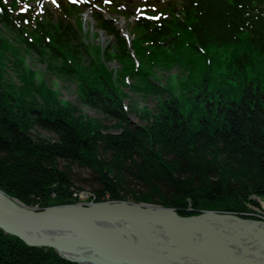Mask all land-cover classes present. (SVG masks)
Here are the masks:
<instances>
[{"label":"trees","instance_id":"obj_1","mask_svg":"<svg viewBox=\"0 0 264 264\" xmlns=\"http://www.w3.org/2000/svg\"><path fill=\"white\" fill-rule=\"evenodd\" d=\"M263 1L236 0L232 7L220 9L225 1L211 3L208 13L193 24L195 43L204 52L209 45L238 46L243 36L249 49L232 61V73L242 77L229 79L238 84L236 91L215 97L209 93L212 104L204 100L206 93L200 95L207 114L198 118L194 130L189 129L177 99L170 101L171 96L159 87L155 95L169 120L135 126L98 68L77 57L72 68L63 59L61 73L72 77L79 68L77 74L90 81V85L79 81L82 105L114 122L116 129L109 132L99 125L93 132L80 131L56 109L68 108L65 105L36 96L23 103L21 93L14 94V102L8 85L2 84L1 69L0 189L29 207L68 203L83 186L90 188L96 202H121L127 200L126 194L136 203L183 211L189 204L199 210L213 206L230 211H243L249 202L256 206L251 197L264 200V87L251 70L249 78L245 72L253 67V57L260 58L264 71V11L258 9ZM119 46L124 53V45ZM5 54L0 47V68L5 66ZM27 124L53 138H34ZM73 167L87 172L80 188ZM0 264L74 263L0 235Z\"/></svg>","mask_w":264,"mask_h":264},{"label":"rangeland","instance_id":"obj_2","mask_svg":"<svg viewBox=\"0 0 264 264\" xmlns=\"http://www.w3.org/2000/svg\"><path fill=\"white\" fill-rule=\"evenodd\" d=\"M83 29L86 36L96 33L97 36L91 39L94 44H99L104 46L107 37L101 34L100 31L96 30V26L92 24L90 17L84 15L83 19ZM124 29L129 32L128 25L126 24ZM9 40V37H6ZM98 47H91L89 50H94ZM9 49V56L11 55L10 62H4L5 66L0 68L3 70L1 75L3 83L8 85L11 90L10 93L13 95V101H16L15 93H21V96L26 100L29 97L36 96L38 99H46L48 103L55 101L59 105H65L68 108L60 107V112L69 116L68 118L74 124L75 128L80 131H92L100 127L99 125L105 127L106 131L115 132L113 129L114 122L105 118L98 112L93 111L90 108L82 105L81 92L79 89V81L90 85V81L86 76L77 74L81 72L79 70L74 71L72 77L65 76L61 71L57 69H52L54 66L48 65L51 61L48 58H41L38 54H31L29 52H20L22 47L19 43L13 41L12 47L7 45ZM216 53H212V59L209 66V70L206 68L203 70L204 64L207 59V55L203 56L201 54L194 55L190 54L189 48L184 50L186 52L180 53L174 57H162L155 62H149L144 60L141 63L133 62L132 64L127 60L114 59L110 60L106 55L101 53L94 54L92 61L97 65L98 72L104 80L109 83L111 89L117 94L119 100L122 101L124 111L126 112L127 118L135 126H146L153 124L155 119H168L169 115L165 112L166 107L163 105L161 99L155 95V89L157 86L165 89L166 92L171 96L173 100L177 99V104L180 105L181 113L188 124L189 129L197 128V120L199 117H205L206 112V102L201 100L202 93H206L204 100L214 102L209 93L217 96L233 92L237 90L238 84L229 79H236L242 77H236L235 73H232V61L235 57L240 56L245 53V47L243 45L234 47H221ZM102 50V49H101ZM193 52V50H192ZM22 54V57L16 60L15 54ZM95 53V52H94ZM16 60V61H14ZM53 62V61H51ZM174 62V63H173ZM153 63V64H152ZM173 63V64H172ZM54 64V63H52ZM252 69L256 76L260 79V85L264 87V71L263 66L258 59L252 58ZM246 77H250V70L247 69L245 72ZM46 83V88L44 89V84ZM208 84L210 91L207 92ZM201 85H204L203 87ZM229 89V91L227 89ZM264 90V89H263ZM173 95V96H172ZM35 99H32V102ZM42 101V100H41ZM177 107V106H176ZM178 108V107H177ZM67 118V119H68ZM68 119V120H69ZM75 123H74V122ZM168 122V121H167ZM101 128V129H102ZM102 129V130H103ZM28 134H31L34 138L42 140H51L52 135L43 132L32 125L27 124ZM93 132V131H92ZM108 155H104L103 158H107ZM109 159V158H107ZM62 167V165H61ZM75 175V185L76 187L81 184L79 181L87 177V172L72 168ZM89 187L83 186L77 189V192L73 193L72 200L68 203H58L50 207H61L66 205H78V206H89L95 203H106L110 201L96 202L94 198L91 197ZM1 190V189H0ZM89 191V192H88ZM127 200H123L129 205H150L145 203H136L130 198V195H126ZM8 199L14 200L10 196ZM251 199L257 202L254 206L252 203H247L244 206L243 211H230L226 207L223 208H202L198 209L197 205L189 204L188 207L183 210H173L175 213L183 218L197 217L203 214H215V215H229L236 217L240 220L254 221L264 223V200L261 198L251 197ZM21 203V202H20ZM25 207L43 210V207ZM195 206V207H194ZM0 235L5 237H14L18 239L23 245L29 248L40 249L42 253L52 252L55 257L62 261L74 263V264H95L93 262H82L76 260H66L63 254H57L56 248L46 247V246H28L20 238L11 235L4 230L0 229ZM19 260V259H18Z\"/></svg>","mask_w":264,"mask_h":264},{"label":"water","instance_id":"obj_3","mask_svg":"<svg viewBox=\"0 0 264 264\" xmlns=\"http://www.w3.org/2000/svg\"><path fill=\"white\" fill-rule=\"evenodd\" d=\"M0 190V229L28 246L64 251L66 260L95 264H264V223L229 215L183 218L124 202L34 210ZM107 207V208H104ZM87 214L89 221L82 216ZM115 223L96 226L92 219ZM132 217V221H128ZM65 226L75 230L65 229ZM55 242V246L50 243Z\"/></svg>","mask_w":264,"mask_h":264},{"label":"bare ground","instance_id":"obj_4","mask_svg":"<svg viewBox=\"0 0 264 264\" xmlns=\"http://www.w3.org/2000/svg\"><path fill=\"white\" fill-rule=\"evenodd\" d=\"M238 60V62L240 61L239 59H237ZM169 117H170V115H169ZM128 120H129V118H128ZM130 121V120H129ZM8 201H11V202H14V203H17L16 201H14V200H11V199H8ZM110 203H115V202H107V206H109V204ZM19 205H23L24 206V204L23 203H21V204H19ZM111 205V204H110ZM148 206V205H147ZM149 206H154V207H151L152 209H150V210H164V209H166L165 211H172V212H174L173 210H172V208H168V207H164V209H160L159 207L160 206H158V205H154V204H152V205H149ZM46 208H48V207H45V209ZM104 208H107V207H104ZM162 208V207H161ZM35 210V209H34ZM44 210V209H43ZM38 211V210H37ZM177 214V213H176ZM209 214V213H208ZM178 215V214H177ZM85 220H87V221H89V218H88V216H87V214H84L83 216H82ZM179 217H180V215H179ZM128 221H132V217H128ZM91 223L92 224H94V225H96V226H98V227H100V226H105V225H109V227H108V229H110L111 227H113L114 225H115V223L111 220V218L110 217H104V218H98V219H92L91 220ZM65 229H68V230H75V229H73L72 227H69V226H65ZM51 245H53V246H55V242H53V243H50ZM55 251H58L57 252V254H63L64 255V251H62V250H59V249H56ZM65 256V255H64ZM82 262H84V261H82ZM93 263H95V262H93Z\"/></svg>","mask_w":264,"mask_h":264},{"label":"snow or ice","instance_id":"obj_5","mask_svg":"<svg viewBox=\"0 0 264 264\" xmlns=\"http://www.w3.org/2000/svg\"><path fill=\"white\" fill-rule=\"evenodd\" d=\"M53 3H55V0H53Z\"/></svg>","mask_w":264,"mask_h":264}]
</instances>
